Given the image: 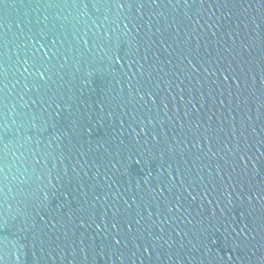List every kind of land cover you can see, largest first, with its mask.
I'll return each instance as SVG.
<instances>
[{
	"label": "water",
	"instance_id": "1",
	"mask_svg": "<svg viewBox=\"0 0 264 264\" xmlns=\"http://www.w3.org/2000/svg\"><path fill=\"white\" fill-rule=\"evenodd\" d=\"M0 264H264V0H0Z\"/></svg>",
	"mask_w": 264,
	"mask_h": 264
}]
</instances>
